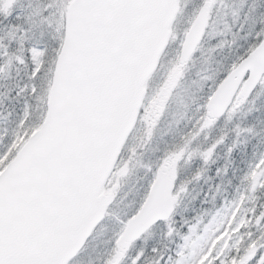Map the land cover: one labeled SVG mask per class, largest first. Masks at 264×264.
I'll return each instance as SVG.
<instances>
[{"label": "snow or ice", "instance_id": "6c2138e0", "mask_svg": "<svg viewBox=\"0 0 264 264\" xmlns=\"http://www.w3.org/2000/svg\"><path fill=\"white\" fill-rule=\"evenodd\" d=\"M0 264H264V0H0Z\"/></svg>", "mask_w": 264, "mask_h": 264}, {"label": "rangeland", "instance_id": "374dc122", "mask_svg": "<svg viewBox=\"0 0 264 264\" xmlns=\"http://www.w3.org/2000/svg\"><path fill=\"white\" fill-rule=\"evenodd\" d=\"M232 155H233L234 159L237 158L236 152H234ZM224 163H225V160H224L223 150L220 149L219 150V156H218L216 162L214 164L210 165L207 175L215 177L216 168L219 166H222ZM215 179H219V178H215ZM204 182H205V179L202 177L199 182L194 183V185L192 186L193 190L195 191V190H199V189H207L208 183H214L215 180L208 181L207 183L206 182L204 183Z\"/></svg>", "mask_w": 264, "mask_h": 264}, {"label": "trees", "instance_id": "16d2710c", "mask_svg": "<svg viewBox=\"0 0 264 264\" xmlns=\"http://www.w3.org/2000/svg\"><path fill=\"white\" fill-rule=\"evenodd\" d=\"M237 157H238V154L236 153Z\"/></svg>", "mask_w": 264, "mask_h": 264}, {"label": "bare ground", "instance_id": "6f19581e", "mask_svg": "<svg viewBox=\"0 0 264 264\" xmlns=\"http://www.w3.org/2000/svg\"><path fill=\"white\" fill-rule=\"evenodd\" d=\"M205 183V182H204Z\"/></svg>", "mask_w": 264, "mask_h": 264}]
</instances>
